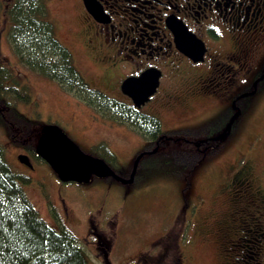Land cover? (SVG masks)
I'll return each mask as SVG.
<instances>
[{
	"label": "rangeland",
	"instance_id": "1",
	"mask_svg": "<svg viewBox=\"0 0 264 264\" xmlns=\"http://www.w3.org/2000/svg\"><path fill=\"white\" fill-rule=\"evenodd\" d=\"M0 1V63L10 68L22 85L28 86L32 96L31 105H18L19 112L31 123L22 129L31 137L28 141L37 143L45 126H59L87 155L99 158L97 147L106 145L116 157L114 164L108 165L118 176L128 179L137 157L153 152L154 145L127 126L97 115L57 83L19 65L7 40L4 8L8 0ZM48 9L57 39L71 52L81 76L92 88L128 103L118 92L117 82L132 70L114 71L112 57L103 56L90 43L91 29L79 1L51 0ZM232 50L229 47L226 52ZM263 60L264 55L254 60L251 71L261 66ZM208 73L197 70L195 80H175L179 90L170 94H165V90L172 88L167 83L140 109L160 120L164 140L169 137L194 142L223 135L236 112L231 103L235 94L254 90L253 76L243 73L239 78L242 85L223 94L222 89L213 87L216 81L205 82ZM239 104L247 105V110L237 116L231 135L219 148L201 158L185 141L164 142L160 154L141 160L137 181L132 186L112 178H95L90 186L63 183L41 160L31 158L33 170L20 164V155L29 156L21 141V131L17 130L13 138L9 129L0 126V143L13 170L30 178L25 192L31 204L53 228L63 229L76 239L88 264H234L238 251L234 252L229 242L231 234L240 227L234 214L242 206L238 204L242 200L238 190L245 183L243 187L240 183L248 181L252 190L264 189V85ZM175 150L191 152L194 157L171 164L170 154ZM176 215L178 224L175 231H170L166 251H161L164 233L175 223ZM104 223H108L103 233L107 246L100 247L92 233L94 226L101 228ZM176 232L179 240L175 239ZM97 247L106 249L107 259Z\"/></svg>",
	"mask_w": 264,
	"mask_h": 264
},
{
	"label": "flooded vegetation",
	"instance_id": "2",
	"mask_svg": "<svg viewBox=\"0 0 264 264\" xmlns=\"http://www.w3.org/2000/svg\"><path fill=\"white\" fill-rule=\"evenodd\" d=\"M78 1L88 22L87 27L91 29L93 38L90 43L103 56L108 54L112 57L114 71L132 70L117 82L118 92L128 101L122 102L134 106L132 100L123 94L122 83L128 78H138L150 69L161 73L156 94L167 83H170L168 86L172 84V88L165 90V94L179 90L174 85L175 80L191 77L195 80L197 70L202 73L210 70L205 82L216 81L213 87L222 89L223 94L229 93L233 86L235 89L237 85H242L239 78L243 73L253 76L254 94L258 92L259 84L264 82V60L260 67L251 71L254 60L264 55V0H89L88 4L87 0ZM177 25L185 27L187 33L203 42L206 53L202 62L195 63L183 52L174 31ZM229 47L233 50L226 52ZM116 76L113 74V77ZM251 93L235 94L231 103L232 110L236 112L228 121L227 128L234 119L226 137L231 135L235 119L242 114L238 102ZM220 136L194 142L167 136L169 139L165 138V142H190L194 151L204 156L216 148L214 144L220 142L221 146L226 137L221 139ZM30 160L33 164L31 157ZM136 177L134 183L128 186L136 183ZM244 183L247 186L238 190L242 200L240 203L235 200L236 204L242 205L234 213L238 216L240 227L238 232L231 234L229 246L233 247L234 252L238 251L234 264H264V189L261 187L253 191L248 181L240 185L243 187ZM177 220L178 215L175 223L164 233L161 251H166L165 247L170 242L168 236H172L171 230L175 231ZM102 225L101 228L94 226L92 233L100 247L107 246L103 233L108 223ZM175 235V239L179 240V233ZM97 250H102L104 258H108L106 249L97 247Z\"/></svg>",
	"mask_w": 264,
	"mask_h": 264
},
{
	"label": "trees",
	"instance_id": "3",
	"mask_svg": "<svg viewBox=\"0 0 264 264\" xmlns=\"http://www.w3.org/2000/svg\"><path fill=\"white\" fill-rule=\"evenodd\" d=\"M50 1L8 0L4 8L8 21L7 40L17 63L57 83L64 92L97 115L127 126L145 142L154 145V150L159 147L153 156L160 154L165 145L160 120L90 86L75 68L71 52L57 39L49 17ZM2 11L0 1V15ZM263 85L264 82L259 84L258 92ZM239 102L243 113L247 105L242 107ZM31 103L28 86L22 85L12 70L0 63V126L9 129L13 138L21 131V141L29 156L41 160L36 155V141L29 142L31 137L22 130L31 123L18 110L19 104ZM219 143L214 144L215 149L220 147ZM97 150L99 158L107 164H114L116 157L106 145L100 144ZM170 155L173 158L171 164L194 157L191 152L178 150ZM205 156L201 155V158ZM30 184V178L13 170L0 143V264H88V258L76 239L63 229L57 231L53 228L31 204L25 192V187Z\"/></svg>",
	"mask_w": 264,
	"mask_h": 264
},
{
	"label": "water",
	"instance_id": "4",
	"mask_svg": "<svg viewBox=\"0 0 264 264\" xmlns=\"http://www.w3.org/2000/svg\"><path fill=\"white\" fill-rule=\"evenodd\" d=\"M89 2V0L86 1L87 4ZM91 7L93 9L95 8L94 5H91ZM174 31L177 36V42L183 48V52L195 63L202 62L206 53L203 42L187 33L185 27L181 25H177ZM160 78L161 73L158 70L150 69L138 78L132 77L126 79L122 83L121 89L123 94L132 100L134 107L140 110L156 94L160 85ZM254 93L255 90L251 94ZM238 113L239 111H237ZM230 125L225 134L219 138L223 139L228 135ZM35 151L36 155L50 166L60 182L88 185L93 178H112L123 185H131L135 181L141 160L147 155L155 154L158 151V147L153 152H144L137 157L132 173L128 179L118 176L103 159L85 154L56 125H48L42 129ZM18 160L20 164L29 169H33V164L29 156L20 155Z\"/></svg>",
	"mask_w": 264,
	"mask_h": 264
}]
</instances>
